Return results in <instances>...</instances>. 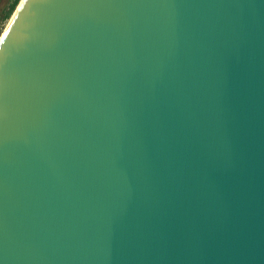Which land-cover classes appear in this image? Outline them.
<instances>
[{
    "label": "water",
    "instance_id": "water-1",
    "mask_svg": "<svg viewBox=\"0 0 264 264\" xmlns=\"http://www.w3.org/2000/svg\"><path fill=\"white\" fill-rule=\"evenodd\" d=\"M0 264H264V0H22Z\"/></svg>",
    "mask_w": 264,
    "mask_h": 264
},
{
    "label": "rangeland",
    "instance_id": "rangeland-1",
    "mask_svg": "<svg viewBox=\"0 0 264 264\" xmlns=\"http://www.w3.org/2000/svg\"><path fill=\"white\" fill-rule=\"evenodd\" d=\"M10 2H11V0H0V37L4 33L7 26L9 25V21L12 18L13 14L15 13L14 12L10 18L4 16V13L7 10Z\"/></svg>",
    "mask_w": 264,
    "mask_h": 264
},
{
    "label": "trees",
    "instance_id": "trees-1",
    "mask_svg": "<svg viewBox=\"0 0 264 264\" xmlns=\"http://www.w3.org/2000/svg\"><path fill=\"white\" fill-rule=\"evenodd\" d=\"M21 0H11L7 10L4 13L5 17H11L12 14L15 12L16 8L18 7ZM17 4V5H16ZM16 6V7H15ZM13 11V12H12ZM11 14V15H10Z\"/></svg>",
    "mask_w": 264,
    "mask_h": 264
},
{
    "label": "bare ground",
    "instance_id": "bare-ground-1",
    "mask_svg": "<svg viewBox=\"0 0 264 264\" xmlns=\"http://www.w3.org/2000/svg\"><path fill=\"white\" fill-rule=\"evenodd\" d=\"M22 1V0H21ZM21 1H20V3H19V5L21 4ZM19 5H18V7H19ZM18 7L16 8V10L18 9ZM16 10H15V12H16ZM15 14V13H14ZM14 14H13V16H14ZM13 16H12V18H13ZM12 18L10 19V21L12 20ZM10 21H9V23H10ZM3 35V34H2ZM2 37V36H1ZM1 37H0V39H1Z\"/></svg>",
    "mask_w": 264,
    "mask_h": 264
}]
</instances>
